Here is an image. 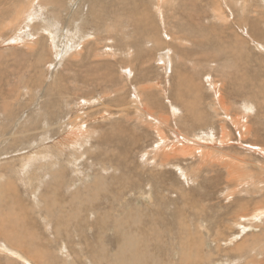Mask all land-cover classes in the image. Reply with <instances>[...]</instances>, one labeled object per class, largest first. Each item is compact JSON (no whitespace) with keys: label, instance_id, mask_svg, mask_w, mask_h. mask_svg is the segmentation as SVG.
I'll return each instance as SVG.
<instances>
[{"label":"rangeland","instance_id":"374dc122","mask_svg":"<svg viewBox=\"0 0 264 264\" xmlns=\"http://www.w3.org/2000/svg\"><path fill=\"white\" fill-rule=\"evenodd\" d=\"M38 2L0 16V264H264V0Z\"/></svg>","mask_w":264,"mask_h":264},{"label":"bare ground","instance_id":"6f19581e","mask_svg":"<svg viewBox=\"0 0 264 264\" xmlns=\"http://www.w3.org/2000/svg\"><path fill=\"white\" fill-rule=\"evenodd\" d=\"M3 1H5V3L7 4V2H8V4H9V6L10 7H5L6 5H4L3 7H0V16H1V19H5L6 18V16H8L9 14L11 15H14L13 14V9L15 8V5L17 4L16 3V1L17 0H0V4L2 5V2ZM32 1H34V0H32ZM44 1V0H43ZM88 1H90V3H92L93 4V0H88ZM158 1V0H157ZM163 1V0H162ZM40 5H41V3H40V0H39V2H38ZM159 3H160V1H159ZM158 3V4H159ZM163 3H166V1L165 2H163ZM45 4V3H44ZM157 4V3H156ZM157 4V8H156V14H157V16L158 17H160V19H162L163 18V16H162V12H161V9L159 8V6H160V4L158 5ZM238 4V3H237ZM163 5V4H162ZM33 6V5H32ZM32 6H30L29 8L30 9H28V10H25L24 12H23V14L21 15H19V11L14 15V17H13V19L11 20V22L9 23V29L10 30H12V32L10 33V35H8V37H7V39H4V42H9L10 44H13V45H16L20 40H22L23 39V37L25 36V35H23L22 36V34H24L25 33V31H26V28H27V26H29L30 25V23H34L35 21H34V19H36L37 18V11H34L33 10V8H32ZM243 8H244V6H243ZM9 9V10H8ZM163 11V10H162ZM164 12V11H163ZM40 15H42L41 13H40ZM40 15H39V18H40ZM163 15H164V13H163ZM42 16H44V15H42ZM149 16V15H148ZM156 16V17H157ZM42 18V17H41ZM165 18V17H164ZM38 19V18H37ZM43 21H44V18H43ZM57 23V22H56ZM144 23V22H143ZM163 23H165V22H163ZM22 24H25V26H26V28L25 27H20ZM49 24V23H48ZM42 25H43V23H42ZM44 25H46V24H44ZM43 25V26H44ZM50 26H52L51 24H50ZM20 27V28H19ZM31 27V26H30ZM33 27V26H32ZM36 27H38V26H36ZM40 27V26H39ZM53 27V26H52ZM52 27H51V29H52ZM146 27V26H145ZM24 28H25V30H24ZM48 28V27H47ZM46 28V31L48 30ZM147 28V27H146ZM20 29V30H19ZM44 29H45V27H44ZM144 29V28H143ZM24 30V31H23ZM53 30V29H52ZM39 31H41V29L39 30ZM39 31H37V33L39 32ZM44 30H42V32H43ZM49 31V33H50V37H51V41H52V44L56 47V45H55V42H56V35L55 36H53L52 35V32L50 31V30H48ZM35 33H36V31H34ZM53 33H55V32H53ZM156 33V32H155ZM40 34V33H39ZM158 34V33H157ZM27 36V35H26ZM58 37V36H57ZM26 38V37H25ZM157 38V37H156ZM24 40H26V39H24ZM73 40V39H72ZM89 40V39H88ZM3 41V40H2ZM29 41V40H28ZM69 41H70V39H69ZM74 41V40H73ZM24 41H21V43H23ZM157 42V41H156ZM75 43V42H74ZM78 43V42H77ZM81 44V43H80ZM75 45V44H74ZM160 45V44H159ZM81 46V45H80ZM70 47H71V45H70ZM75 47H77V46H75ZM80 48V47H79ZM71 50H72V48H71ZM74 50V49H73ZM72 50V51H73ZM65 52L66 53H71V51H70V48H69V43H68V45H67V49L65 50ZM59 53V52H58ZM64 56V55H63ZM74 56V55H73ZM80 56V55H79ZM72 57V56H71ZM164 57H165V54H164ZM164 60V64H165V68H167L168 67V65H167V63H168V60H167V58L166 59H163ZM54 73V72H53ZM57 101V100H56ZM49 102V101H48ZM46 104V103H45ZM48 104V103H47ZM65 104V103H64ZM68 105V104H67ZM56 108V107H55ZM59 109V108H58ZM71 109V108H70ZM55 110V109H54ZM62 111V110H61ZM62 112H64V110L62 111ZM68 113H69V111H67ZM53 114H55V113H52L51 115H53ZM60 115V114H59ZM57 117V116H56ZM63 117H66V121H64V119L65 118H55V119H53V120H51V121H49V123H50V125L48 124V123H46L45 122V128L46 129H48V130H46L45 131V133L43 134V135H41L40 137H39V139L37 140L36 138H33V137H31V139L29 140L30 142H32L31 144H33V147L30 145V147H32V148H30L29 150H27L26 152H23L24 154H21L20 156H22V157H24V156H26L27 155V160H25V159H22L21 157V159L22 160H25V162L23 163V169H26L27 168V166L29 165V162L31 161H33V160H36L37 159V157L41 160V158L43 157L44 158V156H43V149H42V147L44 148L45 146H47L46 144H48V141L47 140H45V138L46 137H48L47 135H45L46 134V132H48L49 131V129L51 128V126H54L55 127V123H53L54 122V120L55 121H58L57 122V126H61V128H59V129H61L62 130V128L63 127H65V126H67V123L68 122H70L71 124L69 125V129H70V127L73 125V123L75 124V123H77V122H72L73 121V119H72V116H67V114H65ZM77 117V116H76ZM48 119V118H47ZM77 121V120H76ZM14 126H15V124H14ZM54 129V128H53ZM66 129V128H65ZM68 129V130H69ZM75 129H78L77 128V126H73L72 127V129H71V132L70 133H73V136L75 135V133L74 132H77V131H75ZM16 129L14 128V131H15ZM57 130H58V128H57ZM79 130V129H78ZM11 131V133L10 134H13V136H12V139H13V141H15L18 137H20L21 136V133L19 134L17 131ZM35 131V130H34ZM67 131V130H66ZM61 133V132H60ZM30 134V133H29ZM5 135V134H4ZM3 135V136H4ZM29 136V135H28ZM27 136V137H28ZM179 136H181V134L180 133H178V135H176V137L178 138V140H180V137ZM63 137V136H62ZM61 137V138H62ZM49 139V138H48ZM36 140L38 141L37 143H36ZM182 140V139H181ZM180 140V141H181ZM50 142V141H49ZM54 143H55V141H54ZM25 144V143H24ZM58 144V143H57ZM61 144V143H60ZM51 145H52V143H51ZM56 145V144H55ZM59 145V144H58ZM51 147V146H50ZM52 148V147H51ZM51 148H49V149H51ZM46 149V148H45ZM48 149V148H47ZM48 149V150H49ZM20 150V149H19ZM18 150V151H19ZM42 150V151H41ZM50 151V150H49ZM20 152V151H19ZM19 154V153H18ZM17 155V154H16ZM51 155V154H50ZM50 159V158H49ZM70 159V158H69ZM21 160V161H22ZM40 160H37V161H40ZM71 161L73 160V159H70ZM20 161V160H19ZM20 161V162H21ZM42 161V160H41ZM70 161V162H71ZM19 162V163H20ZM72 164V163H71ZM30 166H31V164H30ZM29 166V167H30ZM13 167V166H12ZM20 167H21V165H20ZM28 167V168H29ZM21 170V169H20ZM75 170V169H74ZM22 171V170H21ZM26 172V171H25ZM56 172V175H57V181L56 182H60V180H62L61 178H63L64 176H65V174H63L64 172H61L60 173V171H55ZM50 175H52V174H50ZM53 177V176H52ZM8 182V181H7ZM2 183V182H1ZM6 183V182H5ZM4 183V184H5ZM3 184V185H4ZM7 184V183H6ZM10 184V183H9ZM2 185V186H3ZM11 186V188L13 189V187H14V189H15V185L14 186H12V185H10ZM10 186H9V188H10ZM1 187V186H0ZM6 188H7V186H5ZM6 188H2L1 187V190H3V189H6ZM10 188V189H11ZM56 189V188H55ZM55 189H52V190H47V197H49L50 199H48V200H46V198H45V200L47 201V202H50V203H48V204H45V207H46V209H51L52 210V208H51V203L53 202V201H55L54 200V198H51V194H49L50 193V191H53V190H55ZM4 191H6L7 192V190H4ZM6 192H5V194H6ZM11 193H14V191L13 192H11ZM16 193V192H15ZM14 193V194H15ZM0 194H2V192L0 193ZM19 194L20 193H16L15 195H13L12 196V198L14 199V200H16V199H19ZM4 196V195H3ZM19 196V197H18ZM1 197V196H0ZM5 198V197H4ZM4 198H3V200H4ZM7 198H9V197H7ZM21 198V197H20ZM41 198V197H40ZM1 199V198H0ZM3 200H1L2 201V203H3ZM13 200V201H14ZM17 201V200H16ZM21 201V200H20ZM19 200H18V202H20ZM15 202V201H14ZM1 203V204H2ZM5 203V202H4ZM3 203V204H4ZM9 203H10V200H9ZM8 203V204H9ZM16 203V202H15ZM23 203V202H22ZM18 205V204H17ZM1 206H4V205H1ZM7 206V205H6ZM19 206H20V204H19ZM21 206H22V204H21ZM9 207V206H8ZM44 207V206H43ZM42 207V208H43ZM15 208H18L17 206H16V204H13L9 209H8V211L9 210H15ZM22 208V207H21ZM21 208H20V210H21ZM4 209H6V208H4ZM23 209V208H22ZM53 210H55L54 208H53ZM95 210V209H94ZM16 211V210H15ZM7 212V211H6ZM13 212V211H12ZM11 213V212H10ZM20 212H18V214H19ZM17 214V215H18ZM11 215V214H10ZM17 215H15L16 217H17ZM260 216H264V210L262 211V212H260V213H255V215H254V217H260ZM18 218H19V215H18V217L17 218H14L13 219V224H15L16 225V227H18L19 226V224H21V226H23V227H27V225H28V222L27 221H25V219H22V217H20V220L22 221V222H20L19 220H18ZM58 218V217H57ZM238 224V223H237ZM0 225H1V227H0V238H3V240H4V242L5 243H7L8 245H11V246H16L15 244H12L13 243V241H15L16 240V238H17V236H20L18 233H19V227H18V229L14 232L13 231V229L11 228L12 227V224H10V223H8L7 221H6V219L4 218L1 222H0ZM77 225V224H76ZM33 226V225H32ZM28 228V227H27ZM77 228V227H76ZM247 228V227H246ZM33 229H34V227H33ZM152 229H154V228H152ZM244 229V228H243ZM77 230V229H76ZM84 230V229H83ZM140 230V229H139ZM4 232H7L8 234H6V233H4ZM149 232V231H148ZM151 232V231H150ZM149 232V233H150ZM152 232H153V230H152ZM1 240V239H0ZM20 240H18V241H15L16 243L17 242H19ZM22 242V241H21ZM20 244V243H19ZM1 245H3V243L1 244ZM0 245V246H1ZM21 245H24V242H23V244L21 243ZM18 246V245H17ZM22 247H24V246H22ZM29 247V246H28ZM8 247H7V245L5 244L4 245V250H8L7 249ZM11 248V247H10ZM9 251V250H8ZM17 251V250H16ZM16 251L14 250V251H11L10 253H12V254H16ZM7 253V252H6ZM17 255V254H16ZM10 256V255H9ZM19 257H20V255H19ZM24 258V257H23ZM138 257L134 254V259H135V261L136 260H138L137 259Z\"/></svg>","mask_w":264,"mask_h":264}]
</instances>
